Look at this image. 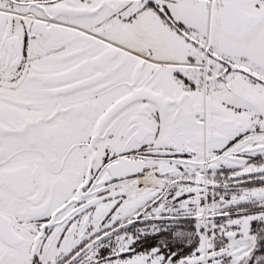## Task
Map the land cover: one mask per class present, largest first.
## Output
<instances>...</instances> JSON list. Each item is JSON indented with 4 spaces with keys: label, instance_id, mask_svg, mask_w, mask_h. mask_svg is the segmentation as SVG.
<instances>
[{
    "label": "snow or ice",
    "instance_id": "1",
    "mask_svg": "<svg viewBox=\"0 0 264 264\" xmlns=\"http://www.w3.org/2000/svg\"><path fill=\"white\" fill-rule=\"evenodd\" d=\"M0 264H264V0H0Z\"/></svg>",
    "mask_w": 264,
    "mask_h": 264
}]
</instances>
